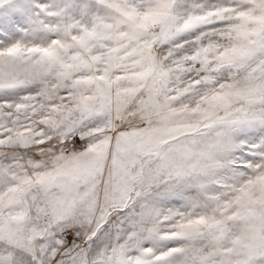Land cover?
I'll list each match as a JSON object with an SVG mask.
<instances>
[{
	"label": "snow or ice",
	"instance_id": "snow-or-ice-1",
	"mask_svg": "<svg viewBox=\"0 0 264 264\" xmlns=\"http://www.w3.org/2000/svg\"><path fill=\"white\" fill-rule=\"evenodd\" d=\"M0 264H264V0H0Z\"/></svg>",
	"mask_w": 264,
	"mask_h": 264
}]
</instances>
